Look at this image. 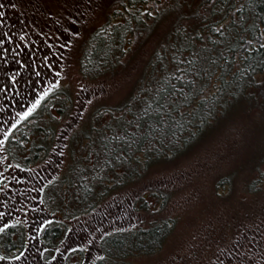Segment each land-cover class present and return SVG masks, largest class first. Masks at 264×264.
<instances>
[{"label": "rangeland", "instance_id": "obj_1", "mask_svg": "<svg viewBox=\"0 0 264 264\" xmlns=\"http://www.w3.org/2000/svg\"><path fill=\"white\" fill-rule=\"evenodd\" d=\"M112 1L0 0V264H111L107 238L153 227V246L116 247L123 264H264V108L235 104L129 177L139 168L100 107L127 98L145 50L113 76L78 72L80 40ZM59 89L65 113L50 105ZM32 115L52 133L18 150L9 141Z\"/></svg>", "mask_w": 264, "mask_h": 264}, {"label": "trees", "instance_id": "obj_2", "mask_svg": "<svg viewBox=\"0 0 264 264\" xmlns=\"http://www.w3.org/2000/svg\"><path fill=\"white\" fill-rule=\"evenodd\" d=\"M111 5L105 20L80 40L78 72L90 79L113 76L136 50H145L127 98L100 107L103 123L121 133L107 138L139 168L129 177L172 156L235 104L264 108V0H113ZM54 91L63 94L64 103L50 105L65 113L68 94ZM38 120L32 115L20 121L9 142L19 150L29 134L52 133ZM158 236L154 227L140 229L132 239L118 233L103 242V250L111 264H123L124 253L116 247L126 243L132 252L153 246Z\"/></svg>", "mask_w": 264, "mask_h": 264}]
</instances>
